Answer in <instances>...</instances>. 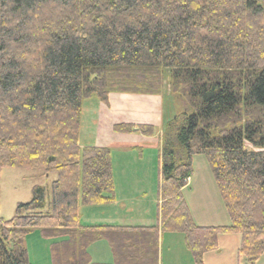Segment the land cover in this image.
<instances>
[{
  "label": "trees",
  "instance_id": "1",
  "mask_svg": "<svg viewBox=\"0 0 264 264\" xmlns=\"http://www.w3.org/2000/svg\"><path fill=\"white\" fill-rule=\"evenodd\" d=\"M165 90L169 91L168 96ZM111 94L163 99L159 225L81 224V208L114 202L110 148L80 147L83 103ZM168 114L172 117L167 120ZM150 125L114 132L152 137ZM204 156L230 225L200 227L183 196ZM0 168L55 175L46 192L0 218V264H31L26 238L51 241V264H159L163 233H181L195 264L225 234L264 254V0H0Z\"/></svg>",
  "mask_w": 264,
  "mask_h": 264
},
{
  "label": "crops",
  "instance_id": "2",
  "mask_svg": "<svg viewBox=\"0 0 264 264\" xmlns=\"http://www.w3.org/2000/svg\"><path fill=\"white\" fill-rule=\"evenodd\" d=\"M116 101V103L114 102ZM119 107L120 110L115 109ZM163 99L158 96H139V95H123L111 94L109 96V106H105L98 100L90 99L83 103L82 119L79 132V146L84 147H97V148H110L112 157V171L114 183L121 187L131 186L132 182H136L137 187H147L145 183L146 172L148 167L149 173L154 174L155 165L153 162H146L147 157L153 158L156 154L158 159L157 172H160V150L162 142L161 127L163 124ZM120 124H134V125H150L159 129V131L152 137L143 136L139 134H123L114 132V126ZM127 151V152H126ZM124 158H120L123 157ZM133 172V175L130 174ZM130 176L135 179L130 181ZM129 178V181H128ZM159 178V175H158ZM160 179V178H159ZM192 180V179H190ZM129 184V185H127ZM146 184V185H145ZM203 185L201 181V188L208 187L211 182ZM191 185V183H190ZM117 187V186H116ZM115 187V191H116ZM159 187L158 183L156 194V207L151 201L146 200L147 191H138L135 195L129 194L126 189L114 191V202L110 204L92 205L81 208V224L83 226H100V227H155L159 225ZM190 187V186H189ZM187 187V188H189ZM185 188L182 193L187 189ZM213 188V186H212ZM191 213V204H189ZM193 221L198 226H208L198 221L193 216ZM210 227L217 226L209 225ZM39 234L43 239L38 240L39 246L41 245L45 250L46 264H51L50 246L51 241L42 237L40 231H33L26 238V247L28 248V240H32V236ZM237 234H225L220 236L221 240L235 239L237 245V238L233 237ZM164 233L160 235L158 258L161 264V240L163 243ZM179 239L181 247L182 239ZM184 240V238H183ZM185 245V244H184ZM235 245V253L231 256V264H243L244 258L238 254L239 248ZM183 247V246H182ZM218 249L206 254H219L224 251ZM184 256L192 257L191 253L185 246ZM28 251V249H27ZM47 251V257H46ZM89 254L93 263L96 264H113L115 261L114 254L111 246L107 240H101L93 244L89 249ZM29 260L30 252L28 251ZM172 256V255H171ZM193 259V258H192ZM187 261V260H186ZM31 263V260H30ZM172 264H181L176 260L171 261ZM247 264V261L244 263ZM256 264H264V254L260 257Z\"/></svg>",
  "mask_w": 264,
  "mask_h": 264
},
{
  "label": "rangeland",
  "instance_id": "3",
  "mask_svg": "<svg viewBox=\"0 0 264 264\" xmlns=\"http://www.w3.org/2000/svg\"><path fill=\"white\" fill-rule=\"evenodd\" d=\"M168 92L165 90L166 96H168ZM95 100V99H94ZM116 103V101H114ZM116 111L120 110L119 107H115ZM172 117L168 114L167 120ZM127 152V151H126ZM120 158H124L120 157ZM153 162V166L155 165L154 174L151 175L149 173L150 169L148 167V171L146 172L145 183H147V187H137L136 182H132L131 186L121 187L118 184L114 183V191L116 187V191L126 189L129 194H136L138 191L144 192L147 191L146 200L151 201L152 205L156 207V194L157 188L160 178L159 171L157 172L158 159L156 158V154H153V158L147 157L146 162ZM133 175V172H130ZM159 175V178H158ZM192 180L189 181V185L183 196L187 203V206L191 204L192 213L190 210L191 217L198 221V223H203L210 227L209 225H216L213 227H224L230 225V219L228 215V211L225 207V204L222 200V197L219 193L217 185L215 183L213 173L209 167V164L204 156H196L193 159V172L190 177ZM56 179V176L44 175L41 171L38 170H24V169H11V168H0V218L5 220H10L14 214L19 203H28L32 199V188L34 186H41L45 189L46 192V206L43 210L44 212H48L51 207V183ZM134 176H130V181L134 180ZM114 181V180H113ZM129 181V178H128ZM201 181L203 185H208L206 183L211 182L212 185L209 184L208 187L204 188V192L199 185H201ZM188 183V181H187ZM191 183V185H190ZM129 185V184H127ZM146 185V184H145ZM213 186V188H212ZM115 191V192H116ZM90 207V206H88ZM83 208V207H82ZM196 224V223H195ZM197 225V224H196ZM201 227V226H200ZM36 231V230H35ZM40 231V230H37ZM33 232V231H32ZM31 232V233H32ZM41 233V232H40ZM164 240L161 245V264H172L171 261L174 259L181 264H195L193 257H182L185 252L184 245V236L179 233H164ZM233 237L237 238V245L234 242L235 239H227V241L221 240L220 248L223 249L222 253L219 254H208L203 257L204 264H231V256L235 253V245L239 248L241 237L240 235H235ZM182 239V244L180 247L179 239ZM41 237L39 234L33 235L32 240H28V251L30 252V260L31 264H46L45 250L43 247L38 244V240L41 241ZM43 240V239H42ZM220 241V238H219ZM183 246V247H182ZM219 248V249H220ZM172 255V256H171ZM47 257V251H46ZM187 260V261H186ZM243 264L246 262V259H242Z\"/></svg>",
  "mask_w": 264,
  "mask_h": 264
}]
</instances>
